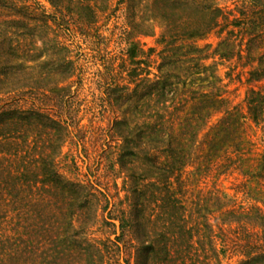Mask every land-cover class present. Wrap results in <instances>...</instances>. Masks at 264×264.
Returning <instances> with one entry per match:
<instances>
[{"label":"trees","instance_id":"1","mask_svg":"<svg viewBox=\"0 0 264 264\" xmlns=\"http://www.w3.org/2000/svg\"><path fill=\"white\" fill-rule=\"evenodd\" d=\"M17 1L21 3L12 2L16 13H29L27 0ZM47 1L58 6L56 0ZM83 1L77 11L80 27L90 25L95 13ZM126 1L132 12L140 2ZM6 2L0 0V5ZM86 10L89 19H82ZM156 10L165 29L159 35L162 49L153 78L146 73L154 49L149 47L145 54L134 44L126 52L132 86L109 83L104 89L110 109L125 104L121 113L130 112L129 117L115 114L107 133L116 143L113 163L125 175L123 199H111L96 182L72 179L60 171L61 148L74 119L66 100L70 91L63 83L73 74V62L67 55L57 56L63 46H51V55L42 62L47 66L43 74L34 65L26 72L21 64L18 71L10 70L11 64L0 69V153L11 150L16 160L12 166L0 157V199L10 194L14 214L9 222L15 221L12 235L0 237V264H209L218 256L217 244L240 253L237 264H264L263 205L247 210L234 207L225 194L211 190L188 201L180 191L186 182L180 173L187 165L192 168L189 173L207 172L219 157L239 150L236 131L243 115L232 108L224 109L216 122L199 133L201 124L219 111L221 86L213 64L203 62L210 55H200L201 47L193 42L184 47L185 38H200L217 26L221 11L212 0H160ZM5 17L2 12L1 18ZM229 24L231 34L236 29L243 33L241 44L244 39L262 46L264 0H242ZM140 34L147 35V29ZM228 40L222 38L216 50L224 42L228 46ZM0 41L1 56L25 59L23 46H5L3 38ZM231 49L226 47L218 55L232 57ZM236 54L240 56V50ZM256 60H264V49ZM8 73L16 74L15 83H4ZM249 76L264 78V67L250 69ZM168 90L170 98L165 97ZM23 94L27 96L20 100L31 98L26 107L17 103ZM62 113L71 119L67 121ZM245 114L264 127V90L247 91ZM259 157L257 172L264 177V147ZM150 176L153 179L148 181ZM8 204L6 197L0 201L3 217L8 216ZM214 210L221 215L216 224L209 222ZM102 228L108 233L95 237L94 232Z\"/></svg>","mask_w":264,"mask_h":264},{"label":"rangeland","instance_id":"2","mask_svg":"<svg viewBox=\"0 0 264 264\" xmlns=\"http://www.w3.org/2000/svg\"><path fill=\"white\" fill-rule=\"evenodd\" d=\"M56 1L58 6L54 7L47 0H27L26 3H29L31 8L29 13L24 15L16 13V8L13 5L21 3L17 0H7V5H0V39L3 38V45L18 43L26 51L25 59L18 60L11 55L1 56L4 51L0 50V69H3L4 65L11 64L12 66L8 68L18 71L21 64L26 72L34 65L33 68L41 70V74H43L47 66L42 62L51 55L50 53L53 51L51 46L54 44L63 46L57 56L67 55L68 59L73 62V74L63 83L70 91L66 100L70 107L71 117L74 119L70 122L72 125L69 128L72 132L61 148L60 171L72 179L96 182L98 187L112 196L111 199H123L126 193L123 188L125 175L118 171L117 165L113 163L116 143L107 133L115 114L129 117L130 112L121 113L125 104L116 111L110 109L105 102L104 89L109 83L132 86L128 82L127 69L130 64L126 52H130L134 44L145 54L149 47L154 49L148 60L149 73H146L148 77L153 78V74L156 73L155 67L159 61V51L162 49L159 35L165 29L164 22L156 12V5L160 0H140L134 6V12L131 11L126 0H87L95 13L91 18L93 19L92 23L81 25V27L77 26L79 25L76 22L78 21L77 11L78 5L84 1ZM212 1L221 11L222 16L218 17L219 24L200 38L184 39L185 48L190 45V42H193L196 46L201 47V51L198 52L200 55H210L203 62L206 65L213 64L211 69L219 78L223 98L219 111L212 112V115L198 128L201 130L200 134L204 132L219 119L224 109L232 108L234 111L242 113L243 116L239 120L240 124L236 131L239 133L237 138L240 141L239 150L235 154L229 151L228 154L222 155V158L219 157L207 172L189 173L192 168H190L191 165H187L185 171L182 170L180 173L182 180L186 178V182L183 180L180 191H183L186 200L190 201L211 190L219 195L225 194L226 198L231 199V204L234 207L247 210L255 205L264 206V177L258 175L256 167L264 147L262 132L264 127L263 124L261 125L262 122L254 124L245 114L247 91L251 88L264 90L263 77L260 80H253L249 76L250 69L264 67V60L260 62L256 60V55L262 53L264 44L256 46L255 42L245 43L244 39L241 44L243 33L237 29L232 34L230 33L233 26L229 24V21L238 15V8L241 7L242 0ZM65 7H68L70 11H66ZM2 12L6 13L5 18H1ZM86 12L87 14L82 12V19H89L90 14L88 10ZM16 22H19L20 25L15 26ZM134 22H139L140 25L138 23L139 26L133 28ZM145 28L147 35L140 34ZM226 36L229 38L230 44L226 46L224 42L218 48L219 50H216L220 40ZM226 47L229 50L232 48L234 56L220 57L218 55L219 52L225 51L223 49ZM239 50L240 56H237L236 53ZM226 51L228 50L226 49ZM6 58L9 60H6L5 64ZM32 58H35L37 62ZM38 64L39 66H37ZM145 72L146 69L143 70V73ZM15 75V73H8V78H4L7 82L4 83L7 85L15 83ZM22 80H24L23 77ZM2 82L0 81V84ZM194 83H198V80L196 79ZM205 83L203 82V84ZM23 88L25 89V87ZM13 93L15 94L14 91ZM25 96L27 95H19L17 102L23 107L29 105L31 101L30 97H28L29 102L20 100ZM165 97H172L171 91H165ZM63 116L68 118L65 113H62ZM70 119L68 118L67 121ZM13 140L17 141V138H13ZM11 153V150L10 153H0V157L1 155L5 156L2 162L5 163L6 160V163L14 166L15 155ZM140 164L137 165L140 166ZM141 166L144 165L141 164ZM148 171L151 170H147V173H149ZM155 173L158 174V171ZM152 179L150 176L148 181ZM177 184L178 182L174 181L175 187ZM4 197L9 200L7 206L9 212L7 217H3L4 212L0 208V237H4L6 234L12 235L11 229L15 226V221L9 222L11 215L14 214L11 208V196L9 193H4L2 199ZM211 215H214L215 219L209 218L210 223L216 224L217 221H220L221 215L216 210ZM214 228L216 227L214 226ZM107 233V228H102L94 232V235L103 238ZM221 245L217 244L218 256L212 259L209 264H237L242 258L241 254L231 248L227 249L224 246L222 248Z\"/></svg>","mask_w":264,"mask_h":264}]
</instances>
